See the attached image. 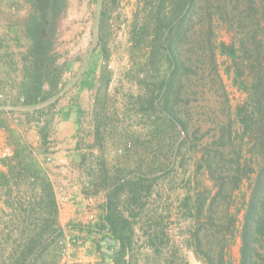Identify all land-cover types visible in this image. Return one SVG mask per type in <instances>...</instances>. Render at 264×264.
I'll use <instances>...</instances> for the list:
<instances>
[{"label":"trees","instance_id":"trees-1","mask_svg":"<svg viewBox=\"0 0 264 264\" xmlns=\"http://www.w3.org/2000/svg\"><path fill=\"white\" fill-rule=\"evenodd\" d=\"M26 2L30 14L24 36L30 45L22 96L26 105H32L58 92L62 68L53 52L58 22L69 0ZM107 2L103 1L98 24L105 61ZM129 43L127 79L140 92L126 95V120L131 126L149 128L151 140L163 135L170 139L167 155L150 173L127 170L109 177L103 157L98 158L102 170L94 185L114 187L106 222L115 232L128 229L130 223L116 210L119 195L129 188V200L145 208L143 201L151 197L154 183L182 165L192 169L180 203L181 218L190 221L187 247L203 264H264V0H139ZM207 64L223 88L222 113L227 121L197 154L189 145L181 94L190 76L205 72ZM103 69L108 88L112 75L106 64ZM227 80L243 96L238 104L232 105ZM103 138L99 131L96 144L102 151ZM138 143L140 138L127 134L125 153ZM87 162L83 157L82 164ZM200 175L212 182L213 189L199 191ZM0 185H7L3 174ZM7 196L10 211L0 218V264H59L64 236L56 228L57 205L50 185L40 179L16 195L9 190ZM126 239L131 240L121 238Z\"/></svg>","mask_w":264,"mask_h":264},{"label":"rangeland","instance_id":"rangeland-1","mask_svg":"<svg viewBox=\"0 0 264 264\" xmlns=\"http://www.w3.org/2000/svg\"><path fill=\"white\" fill-rule=\"evenodd\" d=\"M104 0H69L65 14L60 18L54 45V56L57 66L62 68L63 87L58 90L57 97L68 102L67 96L74 92L71 100L79 103L87 110L85 118L97 119L102 123L104 151L97 147L103 156L104 169L109 177L117 176L118 172L127 170L148 172L155 168V162H161L167 155L168 135L149 139V128L134 125L127 121L125 112L126 95H138L140 89L127 79L131 68L129 57V32L139 0H108L109 20L106 33H103L107 44L109 58L107 61L99 45V16ZM30 14V6L26 0H0V74L8 71L25 76L28 62L26 56L30 42L24 36V22ZM105 64L112 80L108 88L104 87L106 73ZM7 68V70L5 69ZM191 82L181 94V107L187 116L190 126L189 145L193 151L202 154L205 147L220 133V125L227 121L222 109L225 107V94L220 81L211 71L209 64L205 72L191 75ZM228 91L232 105L241 102L243 96L231 86L227 80ZM86 90V93H82ZM135 120V119H134ZM138 120V119H137ZM136 120V121H137ZM169 133L172 130L169 129ZM127 134L140 138V142L131 153H125V137ZM148 141V143H147ZM89 147V145L87 146ZM190 164L188 161L184 165ZM88 168L96 170L92 176H100L102 170L98 159L88 157ZM95 166V167H94ZM178 166L167 177L157 180L151 191V197L146 199V207L139 206L129 200L130 189L123 193L125 197L122 209L130 215H140L141 218H165V224L178 233L180 226L174 221L181 217L180 203L186 195L185 184L192 169ZM87 168V169H88ZM189 168V172H187ZM86 173H91L90 170ZM137 172L132 176L138 177ZM140 175V174H139ZM156 174L154 176H158ZM137 182V180L135 181ZM199 191L213 189V184L207 177L198 178ZM122 196V197H123ZM185 230L188 225H184ZM78 243L71 239L70 244ZM61 258L59 264L67 257V240L62 241ZM238 248L235 249V252ZM178 262L182 258L178 257ZM202 264L197 260V264Z\"/></svg>","mask_w":264,"mask_h":264},{"label":"crops","instance_id":"crops-1","mask_svg":"<svg viewBox=\"0 0 264 264\" xmlns=\"http://www.w3.org/2000/svg\"><path fill=\"white\" fill-rule=\"evenodd\" d=\"M63 81L61 78L58 90ZM26 83L20 70L0 74V174L7 182L0 185V218L4 211H10L6 205L9 190L16 195L43 179L50 185L57 205L56 228L68 243L63 263L197 264L195 253L186 245L190 221L181 217L174 221L180 226L176 233L162 216L145 219L125 213L123 193L118 197L116 210L130 227L113 230L105 219L114 187L95 186L98 178L88 176L86 171L96 170L82 164L83 157L97 160L104 156L96 150L97 133L102 132V126L93 117L86 119L87 110L71 100L76 90L67 96L68 102L55 94L48 100L26 105L22 96ZM48 89L46 85L45 90ZM100 225L104 226L102 230L97 228ZM184 225H188L187 230ZM122 237L131 240H121ZM71 239L79 242L70 244ZM178 257L182 258L180 262Z\"/></svg>","mask_w":264,"mask_h":264},{"label":"water","instance_id":"water-1","mask_svg":"<svg viewBox=\"0 0 264 264\" xmlns=\"http://www.w3.org/2000/svg\"><path fill=\"white\" fill-rule=\"evenodd\" d=\"M106 252L111 253L109 250H106Z\"/></svg>","mask_w":264,"mask_h":264}]
</instances>
